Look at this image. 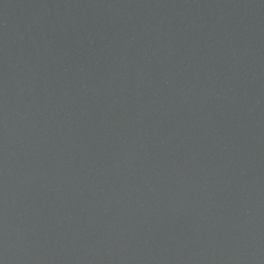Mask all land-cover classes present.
Masks as SVG:
<instances>
[{
  "label": "water",
  "instance_id": "water-1",
  "mask_svg": "<svg viewBox=\"0 0 264 264\" xmlns=\"http://www.w3.org/2000/svg\"><path fill=\"white\" fill-rule=\"evenodd\" d=\"M0 264H264V0H0Z\"/></svg>",
  "mask_w": 264,
  "mask_h": 264
}]
</instances>
